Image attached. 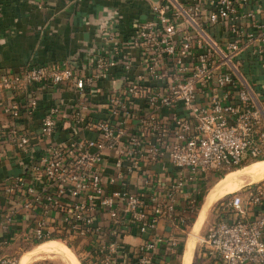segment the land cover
Here are the masks:
<instances>
[{"label": "built area", "instance_id": "2783aa9c", "mask_svg": "<svg viewBox=\"0 0 264 264\" xmlns=\"http://www.w3.org/2000/svg\"><path fill=\"white\" fill-rule=\"evenodd\" d=\"M257 1L145 0L126 34L120 18L102 20V52L0 70V96L10 93L0 101V159L5 139L28 157L0 179V264H17L7 251L16 241L56 237L83 264H176L208 176L264 156V111L239 63L244 50L264 55ZM54 90L71 99L42 105ZM42 108L30 129L24 120ZM223 206L203 240L209 254L264 264V185ZM133 234L137 245L125 241Z\"/></svg>", "mask_w": 264, "mask_h": 264}, {"label": "crops", "instance_id": "0c3cea01", "mask_svg": "<svg viewBox=\"0 0 264 264\" xmlns=\"http://www.w3.org/2000/svg\"><path fill=\"white\" fill-rule=\"evenodd\" d=\"M144 2L145 0H0V70L5 68L17 71L29 64L62 63L78 57L82 61L90 50L102 52V33L98 31L102 20L110 15L120 18L119 29L126 34L137 17H144L141 9ZM251 6L261 10L260 17L264 20V0H258ZM250 52V49L244 50L239 56V63L244 76L252 85L258 106L264 111V55L260 59H253ZM9 94L0 96V101L5 100ZM19 95V98L26 97L24 90ZM71 96V93L64 90L47 91L42 93L41 102L42 105L57 103L70 100ZM44 111L42 108L33 121L24 120V123L30 125V129L37 130ZM5 119L0 110L1 130ZM33 140L38 142L35 138ZM46 142L41 140L42 144ZM1 148L4 153L0 159V179L21 173L24 168L22 166L28 163L27 155L17 151L6 139ZM168 170L172 172L171 168ZM155 171L160 176L161 183L168 180L162 176L164 172L159 165L155 166ZM17 219L19 221L23 218L18 216ZM170 230L165 222L158 226L159 234L167 235ZM2 234L4 231L0 226V240ZM125 241L137 245L142 238L133 234L126 236ZM17 243L18 241L11 244L7 251ZM209 264H219V260L212 258Z\"/></svg>", "mask_w": 264, "mask_h": 264}, {"label": "rangeland", "instance_id": "374dc122", "mask_svg": "<svg viewBox=\"0 0 264 264\" xmlns=\"http://www.w3.org/2000/svg\"><path fill=\"white\" fill-rule=\"evenodd\" d=\"M257 161H260V160H257ZM257 161L254 160V161L250 162L249 164H244L243 166L233 167V168H231L229 170H225V171L215 172L214 174H210L208 176V178L205 180V182L200 186L201 192H203V194H205L204 197L202 198L203 200L201 202V205L199 207L197 205V208L194 211V213H192L191 216L188 217L189 220H188V227H187V234H186L187 238H185V246L187 244V240H188V238L191 234V231H192L191 230L193 227L192 226L193 225L192 218L195 219L194 221H196L198 213L200 212L199 210H200L203 202L205 201L206 194L212 188V186L214 184H216L221 179L220 178L221 174L225 173V172L230 173V172H232L238 168L245 167V165L246 166L251 165ZM254 184L264 185V179L257 181V182L246 181L245 183H242V186L238 190H235L232 193L226 194L225 196H223L220 200H218L210 208V210L207 214L206 220H205V222H204V224L200 230L199 236L196 240V247H195L194 258H193L192 264H209L211 262L212 258L214 260H216L215 257H213L209 254V250L206 247V243L203 241L204 238H206L207 231L211 225L223 220V218L228 214L227 209H224L223 203H227L235 195H245L249 186L250 185L254 186ZM198 202L200 203V201H198ZM48 240L49 239H47V241ZM51 240H58V241L63 242L64 245L69 250V253H68L69 257L72 260L77 259L78 261H82L80 251L74 250L72 248L73 242L71 240H69V239L67 240L63 237L62 238H57V237L51 238ZM40 243H42V242L25 243V242L19 240L17 244H14L10 247V250H8V253L15 256L17 259V264H20V261H21V258L23 257V255L25 253H27L28 251H30L31 249H33L34 247L38 246ZM184 249H185V247H184ZM183 253L184 252H182V254L179 256L176 264H181ZM29 264H67V262H65L64 260H62L60 257H57V256L44 255L43 257L34 258Z\"/></svg>", "mask_w": 264, "mask_h": 264}, {"label": "bare ground", "instance_id": "6f19581e", "mask_svg": "<svg viewBox=\"0 0 264 264\" xmlns=\"http://www.w3.org/2000/svg\"><path fill=\"white\" fill-rule=\"evenodd\" d=\"M263 179L264 159L257 161L251 165L238 168L226 174L212 186V188L205 196V201L203 202L199 210L200 212L198 213L197 219L191 229L192 231L187 240L181 264H192L196 247V240L199 236L200 230L206 220L210 208L226 194L238 190L242 186V183H245L246 181L257 182ZM68 253L69 250L63 242L49 239L48 241H42V243H40L38 246L25 253L21 258L20 264H29L34 258L43 257L44 255H53L60 257L62 260L67 262V264H83L77 259L72 260L69 257Z\"/></svg>", "mask_w": 264, "mask_h": 264}, {"label": "trees", "instance_id": "16d2710c", "mask_svg": "<svg viewBox=\"0 0 264 264\" xmlns=\"http://www.w3.org/2000/svg\"><path fill=\"white\" fill-rule=\"evenodd\" d=\"M262 159H264V156L255 159V161H256V160H262ZM252 161H254V160H250V161L246 162L245 164H249V163L252 162ZM243 165H244V164H243ZM243 165H242V166H243ZM245 166H246V165H245ZM226 173H227V172L222 173L221 176H220V178L224 177V176L226 175ZM228 173H229V172H228ZM228 173H227V174H228ZM204 195H205V194H203V192H202V195L200 196V199H199L200 203L198 204V207L201 205V202H202V200H203L202 198L204 197ZM194 217H195V216H194ZM194 220H195V219L192 218V222H193V224H194V222H195ZM192 226H193V225H192ZM185 238H186V236H184V239L182 240V245H181V247H180V255L182 254V252H183V250H184V247H185Z\"/></svg>", "mask_w": 264, "mask_h": 264}, {"label": "water", "instance_id": "95a60500", "mask_svg": "<svg viewBox=\"0 0 264 264\" xmlns=\"http://www.w3.org/2000/svg\"><path fill=\"white\" fill-rule=\"evenodd\" d=\"M153 1L155 4H158L160 0H151Z\"/></svg>", "mask_w": 264, "mask_h": 264}]
</instances>
